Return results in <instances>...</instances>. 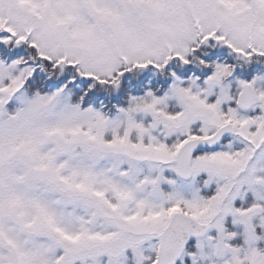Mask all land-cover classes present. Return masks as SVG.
<instances>
[{"label": "rangeland", "instance_id": "374dc122", "mask_svg": "<svg viewBox=\"0 0 264 264\" xmlns=\"http://www.w3.org/2000/svg\"><path fill=\"white\" fill-rule=\"evenodd\" d=\"M12 42L92 78L184 60L198 42L224 45L247 71L264 65V0H0V45ZM221 65L111 118L61 90L27 95L29 70L0 61V264H140L153 254L157 264L156 238L175 212L209 224L190 259L264 264V75L251 83L261 102L240 113L230 104L243 83ZM224 123L235 135L176 183L181 139Z\"/></svg>", "mask_w": 264, "mask_h": 264}, {"label": "trees", "instance_id": "16d2710c", "mask_svg": "<svg viewBox=\"0 0 264 264\" xmlns=\"http://www.w3.org/2000/svg\"><path fill=\"white\" fill-rule=\"evenodd\" d=\"M18 45L21 46L15 47L14 42L10 43L8 47L0 45V61L14 62L20 68L29 70L30 76L23 84V90L27 95L42 96L61 90L71 94L70 103L79 110H83L86 106L94 108L100 106L111 117L117 113L116 108L125 107L136 96L143 95L145 92L156 96L165 93L175 78L182 80L196 78L201 81L211 75L217 64L227 66L226 68L230 71L229 76H233L242 83H252L254 78L261 74L264 75V65L256 66L255 64L247 71L233 68L234 62L231 59L233 53L230 57L229 51H226L229 48L223 50L224 45H220V47L213 43L206 46L203 42H198L195 47L191 48L184 60L173 61L174 57H172L167 63L158 67L121 65L107 79L85 76L75 64L63 60L44 59L34 46L26 42ZM261 91L264 94V85H261ZM236 96L237 92L233 95L234 101L230 107L238 111ZM169 106L164 110L168 114L173 109V105ZM5 115L10 117L9 107L5 108ZM184 140L185 138H182L181 142ZM228 140L230 139L226 138L222 142L221 148L227 144ZM209 152H198L195 158L205 156ZM172 178L177 182L180 181L175 175H172ZM196 188L200 191L203 199L207 201L202 184H198ZM250 205H252V198L249 197L243 202H238L236 207L246 209ZM257 250L264 253V243L259 242ZM183 253L177 264H206L190 259L196 255L195 241L189 243ZM155 257L156 254H153L147 257V261L140 264H155Z\"/></svg>", "mask_w": 264, "mask_h": 264}, {"label": "water", "instance_id": "95a60500", "mask_svg": "<svg viewBox=\"0 0 264 264\" xmlns=\"http://www.w3.org/2000/svg\"><path fill=\"white\" fill-rule=\"evenodd\" d=\"M243 61V56H241ZM255 90L251 84L242 87L238 95L237 106L246 111L253 103H259ZM231 124H225L215 133L204 139H193L185 142L177 151L174 164L176 175L181 179H190L192 176L191 160L198 151L210 150L217 146L227 136L233 135ZM209 229L208 224H201L179 213H174L157 237L159 247L158 264H176L184 247L190 241L203 237Z\"/></svg>", "mask_w": 264, "mask_h": 264}]
</instances>
